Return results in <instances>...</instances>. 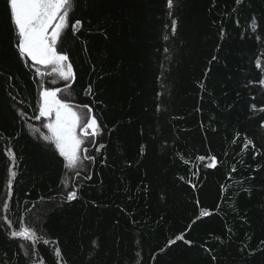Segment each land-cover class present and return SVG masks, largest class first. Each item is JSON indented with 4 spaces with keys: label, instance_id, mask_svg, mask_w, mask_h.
Returning <instances> with one entry per match:
<instances>
[{
    "label": "trees",
    "instance_id": "16d2710c",
    "mask_svg": "<svg viewBox=\"0 0 264 264\" xmlns=\"http://www.w3.org/2000/svg\"><path fill=\"white\" fill-rule=\"evenodd\" d=\"M16 43L0 0V264H264V0H73L68 81ZM43 88L97 120L75 168Z\"/></svg>",
    "mask_w": 264,
    "mask_h": 264
},
{
    "label": "snow or ice",
    "instance_id": "6c2138e0",
    "mask_svg": "<svg viewBox=\"0 0 264 264\" xmlns=\"http://www.w3.org/2000/svg\"><path fill=\"white\" fill-rule=\"evenodd\" d=\"M72 2L73 0H7L10 21L17 35L16 48L19 54L24 58H30L35 64L52 66L53 71L65 81L74 79V72L71 63H67L68 56L57 51V43L68 24ZM167 6L171 9L173 0H167ZM80 25L81 21L77 20L73 28ZM173 31H175V21H173ZM257 67H260L259 63ZM60 91L61 89L56 88L45 89L42 92L43 103L40 108V117L49 119L45 127L51 134L45 136L44 139L54 142L60 156L66 160V168H75L81 162L79 153L84 144L82 137L89 135V129L92 130L90 134L95 136L100 128L96 118L91 116V109H88L82 118L72 106L58 98ZM78 129H80V135L77 134ZM83 152L87 153V148H83ZM83 158L93 159L89 156ZM199 159L203 160L204 157H199ZM211 159L215 160V157ZM209 166L212 167L214 164ZM15 175L14 171L10 172L12 178ZM9 186H11V180ZM76 197V191H71L67 195L68 200ZM200 215L204 216L208 213L202 211ZM11 236L30 239L33 242L37 238L36 233L27 227L12 231ZM182 238V236L178 237V239ZM56 255L58 257L61 255L59 249L56 250Z\"/></svg>",
    "mask_w": 264,
    "mask_h": 264
},
{
    "label": "rangeland",
    "instance_id": "374dc122",
    "mask_svg": "<svg viewBox=\"0 0 264 264\" xmlns=\"http://www.w3.org/2000/svg\"><path fill=\"white\" fill-rule=\"evenodd\" d=\"M51 31V29L49 30ZM68 63V62H67ZM46 88H43L40 90V107H39V112H40V108L42 106V103H43V97H42V92L45 90ZM61 94V91L58 93V98L60 99L59 95ZM70 106H72L73 110L76 111L82 118L85 116V114L87 113L88 109L87 108H81V107H76L70 103H68ZM92 113V112H91ZM91 116H93V114H91ZM38 117H40V113L38 115ZM41 118V122L38 124V126L36 127V129L34 128L33 132L34 134H42L41 133V129L42 127H44L48 122H49V119L46 118V117H40ZM38 130V131H37ZM89 131V135H86V136H83L82 139L84 140L85 143H87L88 139L93 137L90 133H91V129L88 130ZM77 134L80 135V129L77 130ZM43 135V134H42ZM45 135V134H44ZM51 134L49 133L48 131V136H50ZM96 136V135H95ZM54 143V142H53ZM81 148L83 149V145L81 146ZM82 151V150H81ZM81 153H79L80 155ZM72 169V168H70ZM24 239V238H23ZM25 240H28V241H31L30 239H25Z\"/></svg>",
    "mask_w": 264,
    "mask_h": 264
}]
</instances>
